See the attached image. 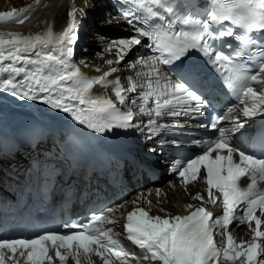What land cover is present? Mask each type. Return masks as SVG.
<instances>
[{
    "label": "snow or ice",
    "instance_id": "obj_1",
    "mask_svg": "<svg viewBox=\"0 0 264 264\" xmlns=\"http://www.w3.org/2000/svg\"><path fill=\"white\" fill-rule=\"evenodd\" d=\"M33 6L0 12V22L23 24ZM78 12L83 13L84 9L73 7L67 13V24L58 35L51 25L42 33L0 34V90L70 114L77 123L97 133L135 129L151 140L157 127H167L158 123L163 117L200 114L201 107L210 103L202 94L204 85L190 70L180 67L191 51L201 52L238 103L229 107L224 116L217 115L208 125H203L217 134L203 142L199 154L182 159L172 170L182 184L203 179L208 201L214 205L219 201L222 214L215 215L203 204H188L187 214L170 217L151 216L144 208H135L127 213L126 239L141 250L143 260L159 264H219L221 260L232 264L238 260L240 264H264V219H261L264 217V148L259 156L247 154L232 144L231 136L244 126L241 117L264 115V0H213L207 18H198L192 12L187 16L177 15L167 0H139L134 4L125 0L119 15L130 27L131 35L108 42L106 50L115 48L117 60L107 63L124 61L142 43L151 53L136 60L148 68L146 74L136 75H147L148 79L142 86L146 90L132 96L130 101L128 94L137 93L140 86L133 81L125 89L120 86L119 77L109 80L117 68L89 77L73 61ZM107 19L110 21L111 17ZM226 21L240 28L241 34H235L232 27L217 31ZM253 33L257 35L254 37ZM232 36L240 42L237 49L227 45V51L218 50L210 42ZM161 65L176 69L177 79L173 81ZM128 67L135 65L129 63ZM94 85H111L115 100L126 110L118 109L112 99L93 97ZM256 86H260L259 92ZM140 115L149 119L138 120ZM225 119L232 121L230 128L220 126ZM257 142L264 146V131ZM245 177L248 183L241 186ZM156 191L159 194L160 190ZM194 199L204 201L199 193ZM257 209L260 216L256 215ZM112 212L108 208L93 213L86 222L66 223L65 233L46 230L34 238L0 239V264H21L20 258L23 264H53L54 258L59 264H67L69 258L75 264H82L81 253L89 264L92 254L100 257L103 264H113L112 257L121 260V264H129L128 257L136 259V254L114 238L112 227L105 226L116 223L109 216ZM237 220L249 225L250 241L237 243L229 231V226ZM217 236L223 238L219 245Z\"/></svg>",
    "mask_w": 264,
    "mask_h": 264
},
{
    "label": "bare ground",
    "instance_id": "obj_2",
    "mask_svg": "<svg viewBox=\"0 0 264 264\" xmlns=\"http://www.w3.org/2000/svg\"><path fill=\"white\" fill-rule=\"evenodd\" d=\"M23 3H26L25 6L19 7L22 6ZM15 5L17 9L29 7L30 5L34 6L32 7V11L28 14V19H26L23 24H17L14 22H0V34H6L8 32H19L24 35L42 33L47 30L49 25H51L54 33L58 35L66 26L68 20L67 13L71 11L73 7L77 9H84L83 13H77V19L79 23L84 22L86 26H90V24H92L93 26L91 27L93 30L95 29L94 25L96 24V18L102 16L101 11L103 9H105L103 15L105 14L107 18L113 17V10H111L112 6L109 0H0V12L10 11ZM114 19L116 18H112L107 22L111 28V31L108 33L110 35L112 34L117 36L116 38L126 37L124 36L125 27L122 24L114 22ZM88 31L89 30L86 31L85 35H81L80 40L78 37L80 36V33H78L76 28L77 39L74 43V50L75 48L80 47L78 46L79 44L81 45V43L86 42L85 39L88 37ZM101 46H104L103 43ZM141 54L142 56H140V53L138 55L136 50L130 53V58L136 57L134 59V63H132L135 65V67L132 68L128 67V64L131 63L130 60L132 59L125 58L124 61L120 63L114 62L111 65L107 63L109 60H117V52L115 48L108 50L103 56L97 55L92 59L91 56L86 55L76 59L73 58V61L80 68L81 72L89 77L102 75L105 70L110 68H117L118 71L125 70L131 72L134 75V82L136 84L139 83V85H144L143 78L147 77V75L137 76L136 74L138 72L146 74L148 72V68L145 65L137 64L136 60L139 57L147 58L149 55L145 53ZM81 60H84L85 64H81ZM97 69H99V71H97ZM161 69L167 74V72L162 67ZM111 77L112 76L110 75L108 79L115 81L113 78L111 79ZM91 91L93 97H95V95L99 92H103L106 95H111L112 86L109 85L108 87H104L101 85H94ZM28 115H44L49 121H53L54 119H57L58 116H60V110L52 109L50 106L40 101H28L26 99L22 100L10 93L0 90V123L4 128L9 122L16 124V126H20L24 121H26ZM161 122L162 121L160 120L158 121V123ZM146 131L147 130H145V132ZM139 135L142 138H145V134L140 132ZM173 141L174 139L170 135L168 128L157 127L155 129V135L145 145L147 149L156 154L155 160H158L159 163L166 164L170 159L173 158V154L170 155L168 153ZM162 172H160L158 175V180L154 183L156 186L159 185V182L163 178ZM198 187L199 186L197 184H191L185 189L179 188L176 185L175 179L173 177H169L167 178V184H161L159 194H157V191L153 187H141L138 190V195L141 193H146L148 190H150L148 198L151 200V213H161L162 217L166 215L170 217L175 216L177 213L182 214L187 211L186 206L191 204V202L194 203V201L191 200L190 194L187 195L185 191L188 190L190 193H192L193 191H196ZM134 200L139 201L140 197L135 196ZM134 200L132 199L131 205L137 204L136 202L134 203ZM240 233L247 237L246 241L251 239V230L249 225H243L235 229L234 237L237 243L240 242ZM137 261H139L140 264H149L148 260L142 261V259H134L132 263L136 264ZM219 264H232V262L220 261ZM235 264H240L239 260L236 261Z\"/></svg>",
    "mask_w": 264,
    "mask_h": 264
},
{
    "label": "rangeland",
    "instance_id": "obj_3",
    "mask_svg": "<svg viewBox=\"0 0 264 264\" xmlns=\"http://www.w3.org/2000/svg\"><path fill=\"white\" fill-rule=\"evenodd\" d=\"M25 4L23 3L22 6H19V7H23V6H25ZM93 6H94V4H93ZM13 7L14 8H17L16 5L13 6ZM101 8H103V7H101ZM103 12H105V9H103L101 11L102 16L96 18V21H95L96 24L94 25L95 26L94 27L95 28L94 30L91 27L93 25L90 24L89 31H88V34H87L88 37H86V39H85L86 42L85 43L84 42L81 43L82 44L81 47L75 48L76 49V52L74 50V53H73L74 56L72 57V59L73 58L76 59V58H79V57H84L86 55L87 56H91V58L93 59L97 55H101V56L105 55L106 52L108 51V50H106L108 42H110L111 40L115 39L117 36L112 35V34L110 35L108 33L109 31H111L110 30L111 28L107 24L108 19L105 16V14L103 15ZM112 18H114V17H111V19ZM102 43L104 45L103 47L101 46ZM73 48H74V45H73ZM126 58L127 59H132V60H130V62L132 64V63H134V59L136 57L130 58V54H129ZM166 181H167V176L163 174V178L159 182V185L163 184ZM155 263H156V261H155ZM151 264H153V263H151Z\"/></svg>",
    "mask_w": 264,
    "mask_h": 264
}]
</instances>
